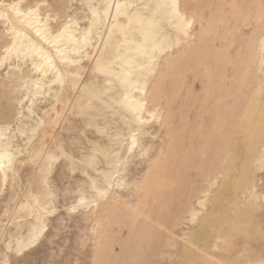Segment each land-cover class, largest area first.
Masks as SVG:
<instances>
[{"label": "bare ground", "instance_id": "obj_1", "mask_svg": "<svg viewBox=\"0 0 264 264\" xmlns=\"http://www.w3.org/2000/svg\"><path fill=\"white\" fill-rule=\"evenodd\" d=\"M0 264H264V0H0Z\"/></svg>", "mask_w": 264, "mask_h": 264}, {"label": "snow or ice", "instance_id": "obj_2", "mask_svg": "<svg viewBox=\"0 0 264 264\" xmlns=\"http://www.w3.org/2000/svg\"><path fill=\"white\" fill-rule=\"evenodd\" d=\"M133 144H135V140L133 141ZM81 203H83V201H81ZM73 210H75V209H73Z\"/></svg>", "mask_w": 264, "mask_h": 264}]
</instances>
